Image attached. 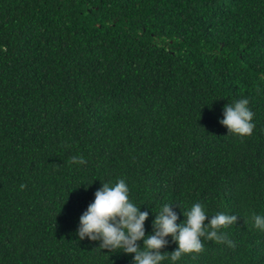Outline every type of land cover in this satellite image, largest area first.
<instances>
[{
  "label": "trees",
  "instance_id": "1",
  "mask_svg": "<svg viewBox=\"0 0 264 264\" xmlns=\"http://www.w3.org/2000/svg\"><path fill=\"white\" fill-rule=\"evenodd\" d=\"M119 179L146 236L164 204L238 216L175 264H264V0H0V264H133L77 231Z\"/></svg>",
  "mask_w": 264,
  "mask_h": 264
},
{
  "label": "clouds",
  "instance_id": "2",
  "mask_svg": "<svg viewBox=\"0 0 264 264\" xmlns=\"http://www.w3.org/2000/svg\"><path fill=\"white\" fill-rule=\"evenodd\" d=\"M248 105L247 98L225 105L220 123L228 128L229 134L241 138L252 135L255 127L254 113ZM71 162L85 164L86 160L74 156ZM94 197V201L80 217L77 230L79 238L99 240V247L109 251L134 253L133 264H163L168 259L175 264L185 254L202 253L204 244L201 238L236 247L235 243L220 231L221 228H228L237 223L238 216L235 214L217 213L208 220L209 216L203 205L196 203L190 210L184 211L186 221L178 224L179 217L172 205L164 204L156 212L152 234L146 236L145 221L149 218V212L141 211L140 206L130 201L129 188L124 179H119L114 185L103 183L102 187L95 191ZM252 220L254 227L264 232V216L253 214ZM169 236L173 242L178 243V248L163 252L162 249L169 244ZM141 240L142 247L138 243Z\"/></svg>",
  "mask_w": 264,
  "mask_h": 264
}]
</instances>
